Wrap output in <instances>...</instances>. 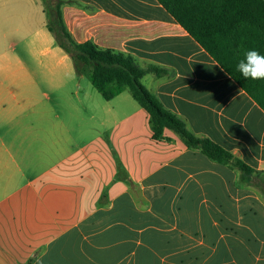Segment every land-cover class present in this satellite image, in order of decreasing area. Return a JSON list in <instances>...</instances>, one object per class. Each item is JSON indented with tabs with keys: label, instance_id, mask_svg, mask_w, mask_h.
<instances>
[{
	"label": "crops",
	"instance_id": "crops-1",
	"mask_svg": "<svg viewBox=\"0 0 264 264\" xmlns=\"http://www.w3.org/2000/svg\"><path fill=\"white\" fill-rule=\"evenodd\" d=\"M61 1L76 42L160 69L149 92L253 172L81 91L43 1L0 0V264H264V110L157 0Z\"/></svg>",
	"mask_w": 264,
	"mask_h": 264
},
{
	"label": "trees",
	"instance_id": "trees-1",
	"mask_svg": "<svg viewBox=\"0 0 264 264\" xmlns=\"http://www.w3.org/2000/svg\"><path fill=\"white\" fill-rule=\"evenodd\" d=\"M174 20L220 65L264 110V81L244 79L236 70L249 49L264 54V0H157ZM48 30L74 62L78 76H87L94 88L111 100L129 90L149 114L153 139L162 141L166 129L174 131L185 145L200 150L210 160L244 174L253 170L230 152L208 139L192 134L186 124L166 110L142 84L156 67L141 68L123 52L99 48L92 42L78 43L68 31L61 0H43Z\"/></svg>",
	"mask_w": 264,
	"mask_h": 264
},
{
	"label": "clouds",
	"instance_id": "clouds-1",
	"mask_svg": "<svg viewBox=\"0 0 264 264\" xmlns=\"http://www.w3.org/2000/svg\"><path fill=\"white\" fill-rule=\"evenodd\" d=\"M236 70L244 79L264 81V54L256 49H249L243 53Z\"/></svg>",
	"mask_w": 264,
	"mask_h": 264
},
{
	"label": "rangeland",
	"instance_id": "rangeland-1",
	"mask_svg": "<svg viewBox=\"0 0 264 264\" xmlns=\"http://www.w3.org/2000/svg\"><path fill=\"white\" fill-rule=\"evenodd\" d=\"M76 79H77L76 81L78 83H80V85L82 87V89L80 88L81 91H97L87 76H78L77 75ZM126 91H128V93H129V90H126Z\"/></svg>",
	"mask_w": 264,
	"mask_h": 264
}]
</instances>
